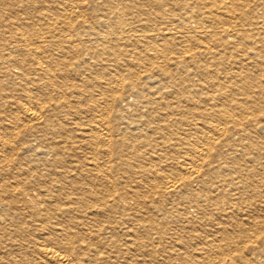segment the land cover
Instances as JSON below:
<instances>
[{
    "label": "bare ground",
    "instance_id": "bare-ground-1",
    "mask_svg": "<svg viewBox=\"0 0 264 264\" xmlns=\"http://www.w3.org/2000/svg\"><path fill=\"white\" fill-rule=\"evenodd\" d=\"M0 264H264V0H0Z\"/></svg>",
    "mask_w": 264,
    "mask_h": 264
}]
</instances>
